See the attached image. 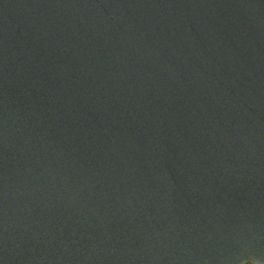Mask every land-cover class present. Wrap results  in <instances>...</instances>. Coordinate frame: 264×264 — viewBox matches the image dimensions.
<instances>
[{"label":"water","instance_id":"1","mask_svg":"<svg viewBox=\"0 0 264 264\" xmlns=\"http://www.w3.org/2000/svg\"><path fill=\"white\" fill-rule=\"evenodd\" d=\"M0 264H264V0H0Z\"/></svg>","mask_w":264,"mask_h":264}]
</instances>
